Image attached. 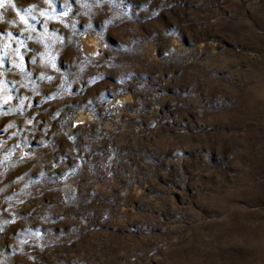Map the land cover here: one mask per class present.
<instances>
[{
	"label": "rangeland",
	"instance_id": "obj_1",
	"mask_svg": "<svg viewBox=\"0 0 264 264\" xmlns=\"http://www.w3.org/2000/svg\"><path fill=\"white\" fill-rule=\"evenodd\" d=\"M0 264H264V0H4Z\"/></svg>",
	"mask_w": 264,
	"mask_h": 264
},
{
	"label": "snow or ice",
	"instance_id": "obj_2",
	"mask_svg": "<svg viewBox=\"0 0 264 264\" xmlns=\"http://www.w3.org/2000/svg\"><path fill=\"white\" fill-rule=\"evenodd\" d=\"M4 3V0H0V5H2ZM12 7H14V5H11ZM21 20H23V17H21Z\"/></svg>",
	"mask_w": 264,
	"mask_h": 264
}]
</instances>
